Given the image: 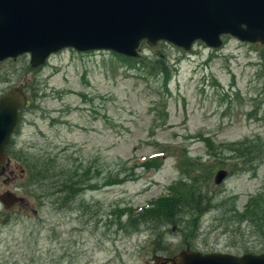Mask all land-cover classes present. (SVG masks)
<instances>
[{
	"label": "rangeland",
	"instance_id": "374dc122",
	"mask_svg": "<svg viewBox=\"0 0 264 264\" xmlns=\"http://www.w3.org/2000/svg\"><path fill=\"white\" fill-rule=\"evenodd\" d=\"M160 54L168 72L150 73ZM142 56L64 49L35 69L29 55L0 62V96L20 88L28 101L9 153L16 180L0 185L25 205L0 217V264H151L153 248L264 252V227L240 216L264 200V45L143 43ZM24 161L43 170L35 183L24 182ZM197 187L210 200L203 214L134 213Z\"/></svg>",
	"mask_w": 264,
	"mask_h": 264
},
{
	"label": "water",
	"instance_id": "95a60500",
	"mask_svg": "<svg viewBox=\"0 0 264 264\" xmlns=\"http://www.w3.org/2000/svg\"><path fill=\"white\" fill-rule=\"evenodd\" d=\"M264 44V0H0V62L29 53L37 68L59 50H110L137 57L142 41H165L185 51L199 40L222 46L221 36ZM19 89L0 98V163L25 104ZM227 176L220 170L219 185ZM15 195L5 203L11 209ZM153 264H264V253L203 254L189 248Z\"/></svg>",
	"mask_w": 264,
	"mask_h": 264
},
{
	"label": "trees",
	"instance_id": "16d2710c",
	"mask_svg": "<svg viewBox=\"0 0 264 264\" xmlns=\"http://www.w3.org/2000/svg\"><path fill=\"white\" fill-rule=\"evenodd\" d=\"M161 44V43H160ZM163 44V43H162ZM163 55L160 54L156 60L153 62H149L146 67L150 68V73H153L154 71H161V72H168V67L164 64L163 59L161 58ZM131 60V59H130ZM144 57L141 60L136 61H143ZM134 61V60H131ZM146 64V62H145ZM144 67V65H143ZM158 158H150L147 161L143 162H155ZM241 159V158H240ZM217 160V159H216ZM240 161H236V163H239ZM26 162L24 161L25 170L27 171V177L32 180H36L38 178H41L39 175H42L43 170L38 169L37 165H35L34 162ZM203 166H207L205 164H202ZM47 171V170H46ZM206 180L205 177H201L199 180ZM195 181H197V178H194ZM209 181V178H208ZM207 181V182H208ZM210 182V181H209ZM208 182V183H209ZM82 184V185H79ZM84 182L78 181L74 185L80 189L84 188ZM203 184L205 185L204 181ZM195 185V184H194ZM82 186V188H81ZM206 186V185H205ZM205 192L202 189H199L198 187L195 189H190L189 193L186 196L183 195H175L170 194V192L167 193V195L163 196L162 198L156 200L155 204L149 209H143L148 212V214L144 215L143 218H150V216L153 213H157L158 215L163 216L165 220L173 219L175 215L181 212L182 209L188 208L191 211H194L196 214L200 215L204 212L208 211L210 208V200L205 201L204 198ZM264 200L254 201L251 200L248 203V208L243 212H241V218H245V221H251L255 224L256 227L263 226L264 227ZM130 215V214H129ZM140 223V221L137 222V225Z\"/></svg>",
	"mask_w": 264,
	"mask_h": 264
},
{
	"label": "flooded vegetation",
	"instance_id": "af4514ba",
	"mask_svg": "<svg viewBox=\"0 0 264 264\" xmlns=\"http://www.w3.org/2000/svg\"><path fill=\"white\" fill-rule=\"evenodd\" d=\"M18 124H19V120H18L12 134H11V137H10L11 139L9 141V144L6 147V153H5L4 160L0 164V185L9 184L10 182L16 180V178L13 175L11 177H9L6 174L11 173L9 169L14 170V168L18 169V167H19L18 166L19 161H18L17 155H16V157H13V158H11L8 155L10 153V148L14 146L13 136L17 132ZM12 173H13V171H12ZM17 179H19L18 176H17ZM18 192H19V190L17 189V190H9V191L0 193V217L2 218L1 222H3V224L7 223L8 220L12 217V215L14 214L13 212L15 211V208H18L20 205H25V201L22 200L20 202L19 206H16L15 208H13L11 210L8 209L5 201H7L8 198L10 199L12 197V195H17L19 198H21V197L25 198L23 194H20Z\"/></svg>",
	"mask_w": 264,
	"mask_h": 264
}]
</instances>
